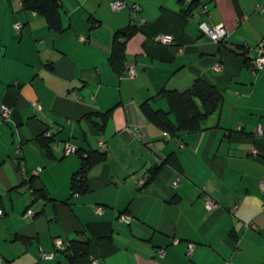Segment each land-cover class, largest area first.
Masks as SVG:
<instances>
[{
    "label": "crops",
    "instance_id": "obj_1",
    "mask_svg": "<svg viewBox=\"0 0 264 264\" xmlns=\"http://www.w3.org/2000/svg\"><path fill=\"white\" fill-rule=\"evenodd\" d=\"M22 1L0 0V263L70 264L59 238L90 239L76 264H264V64L249 63L264 0H122L119 10L115 0H59L61 32ZM201 20L222 24L225 39H209ZM128 25L133 78L108 64L114 32ZM197 79L223 97L200 131L171 135L142 113L144 101L168 110L159 93ZM66 143L84 154L105 145L85 193H71L81 158ZM170 154L181 170L164 165L149 181Z\"/></svg>",
    "mask_w": 264,
    "mask_h": 264
},
{
    "label": "trees",
    "instance_id": "obj_2",
    "mask_svg": "<svg viewBox=\"0 0 264 264\" xmlns=\"http://www.w3.org/2000/svg\"><path fill=\"white\" fill-rule=\"evenodd\" d=\"M22 8L25 11L43 16L50 30L54 32L62 31L59 0H23ZM136 30L135 26L128 25L125 28L118 29L113 34L108 64L118 75L125 72L126 42ZM244 55L242 56L244 57ZM244 62L248 63V58H245ZM159 96L166 99L168 110L155 109L149 101L142 102L140 109L150 123L171 135L200 131L202 129V122L211 113L216 111L223 100L222 94L214 86L201 79H197L189 89L183 92L162 90ZM110 115L111 109L101 117L102 124L100 127L103 126ZM37 141L49 152L50 137L41 136L38 137ZM74 153H78L80 156L81 167L71 177V193L82 194L87 191V171L103 161L106 152L99 149L90 150L85 154L75 150ZM164 165H170L177 170H181V165L176 155L170 154L152 171L149 181L156 176L157 172ZM89 245L90 239H71L63 249V252L70 264H76L78 258L88 254Z\"/></svg>",
    "mask_w": 264,
    "mask_h": 264
},
{
    "label": "built area",
    "instance_id": "obj_3",
    "mask_svg": "<svg viewBox=\"0 0 264 264\" xmlns=\"http://www.w3.org/2000/svg\"><path fill=\"white\" fill-rule=\"evenodd\" d=\"M124 2L122 0H115L111 3V8L113 10H119L121 8L124 7ZM137 9V6H133V11H136ZM199 14L201 15H206L207 14V7L206 5L203 3V4H200V7H199ZM198 27L200 29V31L206 35L209 39H211L212 41H222L225 39V37L227 36V31L225 29V27L222 25V24H216V25H212V24H209L207 21H204V20H201L199 23H198ZM23 28V24L21 23H15L14 26H13V29L15 31H20L21 29ZM160 42L162 43H168L169 42V38L168 37H163L161 39H159ZM256 51H257V56L250 61V64H251V67H252V71L253 72H256V69L258 68H261L262 65L264 64V39H262L261 41H259L256 45ZM222 67L219 65L216 67V70H221ZM125 72L126 74L130 77V78H133L135 76V70H134V67L133 65H127L125 67ZM257 133L258 134H262L263 131L261 129V127H259L257 129ZM101 150L105 151L106 148H105V145L102 143L101 144ZM64 151H65V154H71V153H74L75 152V147H73L72 145H69V144H65L64 145ZM148 181V179L146 177L144 178H141L138 180V185L139 186H143L146 184V182ZM261 188L264 189V182L261 183ZM204 203H205V207L208 209V210H211L213 208L216 207V203L215 201H213L209 196H204ZM101 208H98L97 209V212H101ZM1 210H0V216H1ZM25 215L27 217H33L34 216V212L31 210V209H28L26 212H25ZM120 219L121 220H124V221H129L130 217L127 216V215H121L120 216ZM55 248L57 249H64L65 248V245L64 243L61 241V239L57 238V239H54V242H53ZM192 248H193V245L192 244H189L188 246V250H187V254H190L191 251H192ZM44 257L46 258H51L52 257V254H46V255H43ZM98 261L97 260H93L92 261V264H97ZM1 264V263H0Z\"/></svg>",
    "mask_w": 264,
    "mask_h": 264
}]
</instances>
